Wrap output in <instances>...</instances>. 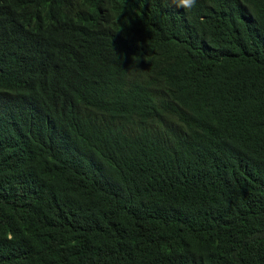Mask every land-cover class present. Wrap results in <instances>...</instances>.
<instances>
[{
	"label": "trees",
	"instance_id": "trees-1",
	"mask_svg": "<svg viewBox=\"0 0 264 264\" xmlns=\"http://www.w3.org/2000/svg\"><path fill=\"white\" fill-rule=\"evenodd\" d=\"M0 264H264V0H0Z\"/></svg>",
	"mask_w": 264,
	"mask_h": 264
},
{
	"label": "clouds",
	"instance_id": "clouds-1",
	"mask_svg": "<svg viewBox=\"0 0 264 264\" xmlns=\"http://www.w3.org/2000/svg\"><path fill=\"white\" fill-rule=\"evenodd\" d=\"M168 2L172 6L190 11L197 7L198 0H168Z\"/></svg>",
	"mask_w": 264,
	"mask_h": 264
}]
</instances>
